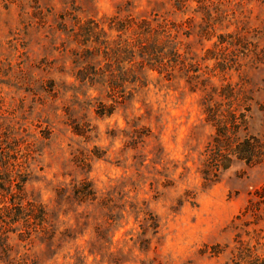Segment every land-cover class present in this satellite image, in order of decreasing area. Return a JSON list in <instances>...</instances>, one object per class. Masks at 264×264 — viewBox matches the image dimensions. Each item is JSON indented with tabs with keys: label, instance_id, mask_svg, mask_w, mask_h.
Segmentation results:
<instances>
[{
	"label": "rangeland",
	"instance_id": "1",
	"mask_svg": "<svg viewBox=\"0 0 264 264\" xmlns=\"http://www.w3.org/2000/svg\"><path fill=\"white\" fill-rule=\"evenodd\" d=\"M127 19L178 56L82 58L81 28L112 51ZM240 256L264 264V0H0V264Z\"/></svg>",
	"mask_w": 264,
	"mask_h": 264
},
{
	"label": "trees",
	"instance_id": "2",
	"mask_svg": "<svg viewBox=\"0 0 264 264\" xmlns=\"http://www.w3.org/2000/svg\"><path fill=\"white\" fill-rule=\"evenodd\" d=\"M123 23L126 25L123 26L124 30H129V37L126 38L127 40L125 41L124 46H117L112 51L110 48H106L103 44L96 43L95 36L99 33H95V26H86L81 28L80 38L82 39L83 47L81 48L80 55L82 58H95L100 56L105 57V59L108 60L114 58L117 61L120 59V55H125L129 58L130 68L133 70L137 67L139 68L140 73L143 74V57L145 63L149 64V67L152 68L153 63L158 64L159 61H162L167 57L170 58L178 56L179 51L176 48L177 44L175 42L174 30L170 27V23L167 20L164 19L159 22L146 19H127ZM132 78H134L132 86L134 84V86H136L140 77L134 75ZM108 79L105 81L103 74H88L86 70L84 73L81 72L79 75L75 76V80L79 84H83V86L89 88L96 86L102 89L108 83L109 88L116 90L118 77H111ZM140 79H142V77ZM108 87L106 88L108 89ZM107 112L108 111H106V113H101V116H109L111 114ZM203 180L205 179L203 178ZM205 182L207 181L205 180ZM7 183H9V181H7ZM16 192L17 193H8L5 195V198L7 197L9 199L13 197V200L9 201V207L4 206V209L12 210L16 208L20 209V207H22V202H24L22 198V189H19ZM28 204L29 205L27 207L32 208V212L37 209L34 203ZM248 259L249 258L246 256L241 257L240 264H249L250 260Z\"/></svg>",
	"mask_w": 264,
	"mask_h": 264
}]
</instances>
